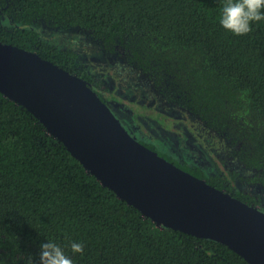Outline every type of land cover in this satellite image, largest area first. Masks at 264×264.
I'll return each mask as SVG.
<instances>
[{"label":"trees","instance_id":"16d2710c","mask_svg":"<svg viewBox=\"0 0 264 264\" xmlns=\"http://www.w3.org/2000/svg\"><path fill=\"white\" fill-rule=\"evenodd\" d=\"M223 3L0 0V42L81 77L105 104L122 99L93 78L75 49L45 36L73 32L115 56L135 72L154 104L189 114L215 137L214 174L139 142L257 206L261 195L252 189L264 190V20L253 22L248 34L233 35L219 23ZM47 242L59 245L73 264H249L220 242L157 225L90 174L32 112L0 92V264H39ZM73 242L84 245L83 253L71 252Z\"/></svg>","mask_w":264,"mask_h":264},{"label":"water","instance_id":"95a60500","mask_svg":"<svg viewBox=\"0 0 264 264\" xmlns=\"http://www.w3.org/2000/svg\"><path fill=\"white\" fill-rule=\"evenodd\" d=\"M0 92L26 107L90 174L159 226L220 242L264 264V211L134 139L84 79L0 42Z\"/></svg>","mask_w":264,"mask_h":264},{"label":"flooded vegetation","instance_id":"af4514ba","mask_svg":"<svg viewBox=\"0 0 264 264\" xmlns=\"http://www.w3.org/2000/svg\"><path fill=\"white\" fill-rule=\"evenodd\" d=\"M91 61L97 63L103 62L104 60L100 56V58L92 57ZM85 66L88 65L86 64ZM90 66L94 68L92 64H90ZM100 74L103 75L104 73H98L97 71H95V75L93 78L96 81H101L99 79L101 77ZM104 84L110 89V91H115L114 88L109 83H107V81ZM115 94H117V96H119L122 100L118 101L110 98L109 100H107L106 104L110 107V109L114 112V114L126 128L127 132L134 139H136L135 135H138L139 138L145 139L148 142H152L151 139H147L144 135V131L141 129L144 127L143 129L150 132L154 139L162 141L164 143V146L169 148V150H167L160 147V149L163 150L166 155L171 156L181 164L187 163L189 166H200L205 170V172H207V174H214V171H209L207 165L208 162L211 161L214 170V160L211 158L213 154H209L208 147L203 143L196 142L195 139L188 135L186 131H183V129L180 130V126L171 124V116H177L173 111L174 107H164L151 102L149 105L147 103V106H151V109H143L141 107H139L140 109H137L135 108V102H132L130 95L122 92L120 90V86L116 90ZM175 111L184 113L176 108ZM136 140L139 141V139ZM166 143H170V147ZM181 147H183L185 152L194 151L198 155V160H194L192 155L186 156L182 152ZM257 207L264 210L263 193L261 194V200Z\"/></svg>","mask_w":264,"mask_h":264},{"label":"rangeland","instance_id":"374dc122","mask_svg":"<svg viewBox=\"0 0 264 264\" xmlns=\"http://www.w3.org/2000/svg\"><path fill=\"white\" fill-rule=\"evenodd\" d=\"M47 34L49 35L50 38H52L50 39L44 35L47 41L52 42L60 47L67 46L75 49L79 55L80 61H84L83 63L89 66V69L91 70L90 72L93 74V77L95 75V71H97L98 73L102 72L104 74L103 75L100 74L101 77L98 78L103 83H106L107 81V83H109L114 88V90H117L120 86V90L125 94L126 93L129 94L132 102H135L134 103L136 104L135 108L140 109L139 107H141L144 109L145 106L148 109H151V106H147V103L149 105L153 101H151L150 98H147L145 95L142 94L143 91L141 86L138 85L135 72H133V70L130 69L128 66L124 65L122 61L117 59L115 56L104 55V52H102V50H100L99 48L94 47L92 45H88L86 44L85 41L82 42V40L79 39L78 36H76L75 33L73 32L71 33L68 32L66 34L61 31H50V33ZM74 35L76 37H74ZM100 56L101 58H103L104 60L103 62L95 63L91 61L92 57L100 58ZM90 64H92L94 68H92ZM173 111L177 116H171L170 119L171 124L180 126V130L183 129V131H186V133L190 135L193 139H195L196 142L203 143L204 145H206L209 149V154L211 153L213 154L211 158L214 160V155L220 150V145L218 141L215 139V137L209 135L208 132L205 131L203 128H200L199 125L195 122V120L191 116H189V114L175 111V108H173ZM143 128L141 129L144 131V135L146 136L147 139L152 140L151 143H153L157 147L158 151L163 152V150H161L160 147L169 150V148L164 146V143L162 141L154 139L151 133L148 132L147 130H144ZM135 137L136 139L142 140L141 138L138 137V135L137 136L135 135ZM143 140L146 141L145 139ZM166 144L168 146L170 145V143H166ZM181 149L186 156L192 155L194 160L196 161L198 160V155L194 151L185 152L183 147H181ZM207 165L209 171H214L211 161L208 162ZM252 190L254 191L258 190L260 195L262 193L264 194L263 189L262 190L252 189Z\"/></svg>","mask_w":264,"mask_h":264},{"label":"clouds","instance_id":"9594fccd","mask_svg":"<svg viewBox=\"0 0 264 264\" xmlns=\"http://www.w3.org/2000/svg\"><path fill=\"white\" fill-rule=\"evenodd\" d=\"M264 20V0H224L219 23L224 30L236 36L252 31L251 24ZM72 253H83L84 245L73 242ZM39 264H73L64 250L54 242L40 246Z\"/></svg>","mask_w":264,"mask_h":264}]
</instances>
